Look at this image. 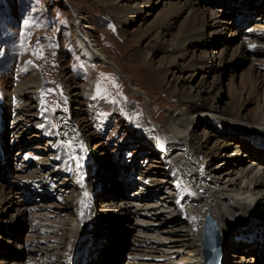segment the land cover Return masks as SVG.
<instances>
[{
  "label": "rangeland",
  "instance_id": "rangeland-1",
  "mask_svg": "<svg viewBox=\"0 0 264 264\" xmlns=\"http://www.w3.org/2000/svg\"><path fill=\"white\" fill-rule=\"evenodd\" d=\"M148 1L120 0L113 4L101 0H0L1 190L12 185L19 190L27 175L37 173L50 178L49 184L34 191L26 203L49 205L56 210V216L59 215L57 212L65 211L64 200L70 195L72 186L67 182L68 173L60 167L59 160L54 159L57 146H63L54 136L60 129L62 117L70 118L86 137L84 152L95 162L92 179L86 181V185L92 186L94 203L100 209L107 205L114 208L113 199L123 195L138 196L142 192L149 196L156 187L147 190L140 184L141 176L166 180L169 171L157 150L158 145L147 141L144 135L152 132L155 126H162L166 116L179 108L174 89L189 96L198 95L200 104L214 105L219 113L231 109H238L242 115L254 113L257 109L255 103H248L246 109L239 110L237 100L240 96L246 100L248 71L253 62L264 64V54L236 52L239 44L255 37L252 31L264 28V0H182L190 1L204 13L214 12L220 22L209 31L217 29L218 34L194 37L199 41L197 47L190 46L187 55L178 60L180 67L171 68L173 73L166 76L162 70L172 56L165 47L180 35L185 15L174 19L170 27L159 28L164 16L174 7L169 3L171 0H151L148 6H144ZM78 19L84 24L80 31ZM245 20L248 21L243 24ZM77 37L86 43L87 48L95 45L100 56L95 59L82 57L78 52ZM147 50L151 52L150 61L142 54ZM213 51L220 52L216 62L206 60L204 68L193 65L192 69H185L192 65L195 55L211 56ZM152 61L160 71L156 82L162 96L155 92L154 79L144 72V65ZM26 64L34 72L23 70ZM217 78L222 82L214 86ZM29 82H36V92L26 91L21 97L30 107L40 108L50 134L44 133L39 118L35 122L30 115L38 111L37 107L25 114L26 119L32 120L29 125L25 120L11 124V119L1 113L2 105H9L17 88ZM92 89H98L103 96L98 104L85 97L76 100V92H91ZM224 133L217 125L206 123L200 117L191 127L192 139L189 137V140L202 152H212L235 140L233 134ZM251 146H257L252 157L264 155L262 144ZM241 154L236 153L232 159H218V163H226L221 164L220 172L235 167L233 164L227 166L230 161L249 160L248 156L242 157ZM41 158H46L47 162L39 164ZM212 166L206 165V170ZM126 168L136 178V183L128 188L125 187ZM28 184L36 186L35 182ZM162 195L160 192L159 197ZM159 197H148L145 201L153 202ZM6 204L7 201L0 202V212L6 218L11 214L15 216L19 205L10 203L11 207L3 211ZM110 213L115 214L112 209ZM163 214L168 215L167 212ZM30 218L25 216L15 221L10 219V223L0 222V262L28 263L32 255L27 249L33 234ZM115 236V259L109 261L108 258L105 264H128L131 246L134 240L141 238L139 226L130 217H121L117 225L111 223L106 227L96 241L93 253L86 255L91 256L87 263L91 264V258L102 254L103 250V257H107V250L112 246L109 243ZM238 239L249 248L237 252L231 247L230 253L236 252L240 256L250 250L246 257L256 254L254 251L259 241L243 235V232L238 234ZM237 260L240 261L241 257H230L228 264H235ZM258 264H264V261Z\"/></svg>",
  "mask_w": 264,
  "mask_h": 264
},
{
  "label": "bare ground",
  "instance_id": "bare-ground-1",
  "mask_svg": "<svg viewBox=\"0 0 264 264\" xmlns=\"http://www.w3.org/2000/svg\"><path fill=\"white\" fill-rule=\"evenodd\" d=\"M101 1L114 4L120 0ZM149 1L144 3V6H148ZM169 3L174 9L167 12L159 28L170 27L173 20L182 15H185V21L178 38L165 47L172 56V60L163 67L165 76L173 73L171 68L180 67L178 60L187 55L190 46L197 47L199 41L194 37L200 35V38H206L218 34L217 29L209 30L220 22V18L214 12L204 13L195 8L190 1L171 0ZM247 21L245 20L243 24ZM201 26L204 27L201 29ZM82 27L84 24L78 19V30H82ZM252 33H255V37L239 44L236 54L249 52L264 54V28L254 30ZM77 42L78 52L82 57L95 59L100 56L95 45L92 44L91 49L87 48L80 37H77ZM148 50L142 54L145 60L150 61L152 57ZM219 54L220 52L213 51L211 56L195 55L192 65L185 69L190 70L193 65L204 68L206 63L204 61L210 60L214 63L219 59ZM23 70L34 72L28 64ZM144 72L154 79V85L157 86L155 92L162 96L160 86L156 82L160 71L154 66L153 61L144 65ZM248 72L249 76L245 81L247 98L243 100L240 96L237 103L239 110L246 109L248 103H255L257 109L250 115H242L237 107L236 110L219 113L214 105L200 104L198 95L189 96L173 90L179 108L166 116L162 126H155L152 132L144 135L147 141L158 145L157 150L161 152L165 168L169 171L166 174L167 178L160 180L141 176L139 180L142 186L147 190L153 186L156 189L149 196L139 192L138 196L123 195L121 198H115L112 203L114 208L107 205L97 209L92 186L86 185V181L92 179L95 164L84 152L83 141L86 137L79 132L78 125L70 118L62 117L60 129L54 133L56 137L54 138L63 146H57V155L54 159L59 160L60 167L68 173L67 182L72 186L69 190L70 195L64 200L65 211L57 212L59 215L56 216V210L49 205L26 203V199H29L34 191L49 184L50 178L43 175L37 173L27 175L19 190L13 185L7 190L0 189V202H8L3 211L10 203L19 205L17 214L15 216L11 214L10 218H6L1 211L0 222L10 223V219L15 221L16 218L31 217L30 227L33 234L27 251L32 256L28 258L26 264H89L87 262L91 256L86 255L93 253L94 245L106 227L111 223L117 225L121 217L132 218L139 226L141 237L134 240L131 246L127 256L128 264H205L202 235L207 216L214 219L219 229L222 264H228L230 257L236 256L241 257V260L235 261V264H258L264 261V155L252 157L257 146H251L252 144L264 146V64L253 62ZM221 82V79L217 78L214 86ZM36 87H38L36 82L20 85L9 105L7 103L2 105L1 113L11 119L13 122L11 124H18L24 120L28 125L32 122L26 119L25 114L37 106L30 107L21 96L26 91L35 93ZM68 89L64 91L67 92ZM74 95L77 101L80 97H85L94 104L103 99L98 89H92L91 92L83 90ZM39 109L30 115L35 122L39 118L38 123L44 129V133L50 134ZM200 117H203L206 123L217 125L223 133L233 134L235 140L219 146L217 151L202 152L189 140V137L192 139L191 127ZM239 152L242 153V157L248 156L249 160L230 161L227 166L233 164L235 167L220 172L226 163H218L217 160L221 157L232 159ZM209 161L212 162L208 164ZM45 162L46 158L38 160L39 164ZM210 164L213 166L207 171L206 165ZM35 170L39 171V168ZM124 174L127 179L125 187H131L136 183L135 175L129 169L126 168ZM129 179L132 181L128 182ZM31 182H35L36 186H29L28 183ZM160 192H163L161 197ZM148 197L159 198L147 202L145 200ZM111 209L115 214L110 213ZM164 212L168 215H164ZM242 232L243 235H249L259 241L254 256H245L250 250H245L240 256L236 252L230 253L231 247H235L237 252L241 248H249L246 243L239 242L238 234ZM115 238L116 236L112 237L109 243L112 246L107 250V257H103V252L105 253L103 250L102 254L98 253L91 258V264L92 262L105 264L108 258L109 261L115 259L116 251L113 250L117 243ZM166 244L168 248L165 247Z\"/></svg>",
  "mask_w": 264,
  "mask_h": 264
},
{
  "label": "water",
  "instance_id": "water-1",
  "mask_svg": "<svg viewBox=\"0 0 264 264\" xmlns=\"http://www.w3.org/2000/svg\"><path fill=\"white\" fill-rule=\"evenodd\" d=\"M218 230L214 219L211 216H207L203 232L205 264H220L222 252Z\"/></svg>",
  "mask_w": 264,
  "mask_h": 264
}]
</instances>
